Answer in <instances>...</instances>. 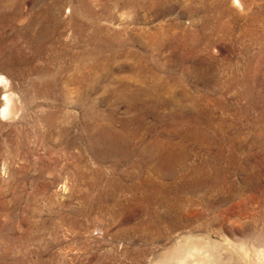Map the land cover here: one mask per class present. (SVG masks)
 <instances>
[{
    "label": "rangeland",
    "instance_id": "1",
    "mask_svg": "<svg viewBox=\"0 0 264 264\" xmlns=\"http://www.w3.org/2000/svg\"><path fill=\"white\" fill-rule=\"evenodd\" d=\"M0 75V264H264V0H0Z\"/></svg>",
    "mask_w": 264,
    "mask_h": 264
},
{
    "label": "bare ground",
    "instance_id": "2",
    "mask_svg": "<svg viewBox=\"0 0 264 264\" xmlns=\"http://www.w3.org/2000/svg\"><path fill=\"white\" fill-rule=\"evenodd\" d=\"M5 78L0 75V86L3 89V95H2V97L0 99L1 106H2V108L0 110V116H5V118L7 119L8 117L6 115H14V116L16 115V112H17V108L16 107L17 106L15 107V105L13 104V100H15V99H12V95L15 94V93H13L12 95H11V93H9V91H10L9 84L10 83H8V81ZM10 92H12V91H10ZM16 100H17V97H16ZM15 102L18 103V101H15ZM20 109H22V108H20ZM19 113H17V114H19ZM5 118H3V119H5ZM198 247H196V245L195 246H188V245H182L180 243H177V246L173 250L172 255L169 258H162V259H160L156 264H216L217 263V259H216V257H214V253H212L210 251L211 249L210 250H209V248L208 249H203V247H202V249H200ZM239 249H240V253H241L240 255L242 257H244V258H247L248 257L247 251H245L244 248H242V247H239ZM263 253H264V251H263ZM258 256H260V253L257 250V253H256V256L255 257L258 258ZM258 259L256 260L257 262H255L254 264H262V263H259L258 262ZM261 260H263V259H261Z\"/></svg>",
    "mask_w": 264,
    "mask_h": 264
}]
</instances>
